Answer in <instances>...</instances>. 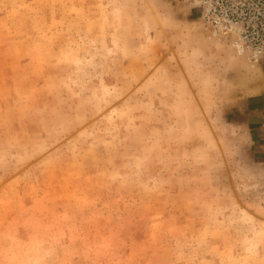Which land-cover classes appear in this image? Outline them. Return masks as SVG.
Wrapping results in <instances>:
<instances>
[{"label":"rangeland","instance_id":"obj_1","mask_svg":"<svg viewBox=\"0 0 264 264\" xmlns=\"http://www.w3.org/2000/svg\"><path fill=\"white\" fill-rule=\"evenodd\" d=\"M230 1L0 0V264H264Z\"/></svg>","mask_w":264,"mask_h":264},{"label":"built area","instance_id":"obj_2","mask_svg":"<svg viewBox=\"0 0 264 264\" xmlns=\"http://www.w3.org/2000/svg\"><path fill=\"white\" fill-rule=\"evenodd\" d=\"M223 1V0H220ZM240 4V5H237ZM199 6V5H198ZM227 10L238 17L245 25L244 34L240 37L241 42H249L246 48L252 49L255 53L264 52V0H244L241 3L230 1ZM240 12V13H239ZM234 17L229 20V24L236 25ZM244 37V38H243ZM243 45L239 46L242 48Z\"/></svg>","mask_w":264,"mask_h":264},{"label":"crops","instance_id":"obj_3","mask_svg":"<svg viewBox=\"0 0 264 264\" xmlns=\"http://www.w3.org/2000/svg\"><path fill=\"white\" fill-rule=\"evenodd\" d=\"M251 84V83H250ZM252 86V85H251ZM245 88H249V87H245ZM250 88H254V89H257L258 91H256L257 92V94H259L260 92H261V87H259V85L258 86H253V87H250ZM263 88V87H262ZM259 92V93H258Z\"/></svg>","mask_w":264,"mask_h":264}]
</instances>
